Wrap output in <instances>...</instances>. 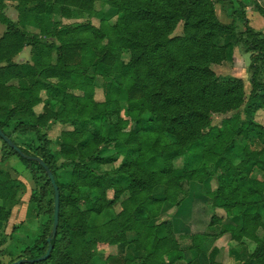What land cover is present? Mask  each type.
I'll use <instances>...</instances> for the list:
<instances>
[{
	"label": "trees",
	"instance_id": "1",
	"mask_svg": "<svg viewBox=\"0 0 264 264\" xmlns=\"http://www.w3.org/2000/svg\"><path fill=\"white\" fill-rule=\"evenodd\" d=\"M8 1L16 3L22 23L35 24L38 32L7 15ZM97 2L0 0V23L6 26L0 37V129L24 153L43 159L60 190V223L51 255L26 264H181L185 251L200 252L208 237L225 235L234 247L245 246L248 261L264 264V234L259 233L264 231V125L252 120L241 130L232 128L233 116L228 115L245 105V83L222 79L213 69L244 43L252 73L248 103L264 110V33L242 15V2L241 10L232 12V22H222L217 3L232 0H108L117 10L115 23L100 17ZM253 2L264 17V0ZM56 12L59 19H54ZM95 17L99 26L92 22ZM238 22L243 31H237ZM179 25L183 33L175 35ZM229 35L233 41L221 44ZM26 47H31L32 62L17 63ZM125 51L129 62L123 59ZM98 78L113 80L108 93ZM14 80L25 85L12 84ZM99 88L105 101L96 98ZM216 115L224 116L218 125ZM57 123L69 128L52 140L49 133ZM248 129L256 131L262 146H245L244 159L236 163L230 153ZM0 139L2 160L18 156L35 185L31 201L40 230L17 260L37 259L49 249L54 186L44 166ZM179 158H186L181 173L175 170ZM8 174L0 169V201L10 200L19 186ZM212 178L218 185L211 192L212 208L226 211V218L236 222L223 224L215 213L210 226L221 224L222 229L192 236L184 245L163 214L181 205L185 182L205 184ZM8 216L0 204V224ZM248 241L254 243L251 250ZM131 243L143 256L102 255L106 247ZM184 264L203 262L194 258Z\"/></svg>",
	"mask_w": 264,
	"mask_h": 264
},
{
	"label": "rangeland",
	"instance_id": "2",
	"mask_svg": "<svg viewBox=\"0 0 264 264\" xmlns=\"http://www.w3.org/2000/svg\"><path fill=\"white\" fill-rule=\"evenodd\" d=\"M257 2H262V0H257ZM15 3L9 2V8L7 10L8 15L18 22V12L15 10ZM252 10H255L254 2L249 1L248 4ZM245 6V10L246 7ZM248 6V7H249ZM96 8L99 12L100 17L109 20L112 23L116 22L117 19V10L112 8L108 0H98L96 4ZM217 12L219 14L220 19L225 24H230L232 22V12L235 10H241L240 5H237V0L234 3L228 2V4L218 2L217 3ZM256 11V10H255ZM244 17H247V14H242ZM261 17V16H260ZM262 18V17H261ZM54 19H59V13L56 12L54 15ZM68 22V23H72ZM92 22L99 26L100 20L98 18H93ZM250 22V21H249ZM237 31H243L244 25L242 22H238ZM260 26V25H259ZM6 28L3 24L0 23V37L3 36ZM257 30V29H255ZM259 31V30H258ZM264 33V29H261ZM183 33L182 25H179L177 30L175 31V35H181ZM234 39V35H229L223 39H221V44L231 43ZM247 47L244 43L237 45L234 48V54L232 57L224 62L221 65H214L213 69L222 79H236L241 78L245 83L246 90V103L245 105L236 113L228 115L232 117L233 123L232 128L234 130H241L252 121L257 120L259 123L264 125V110L259 109L258 105H252L248 103L250 93L252 90V86L250 83V79L252 73L249 69L250 66V54L246 51ZM30 48L26 49V52L23 51L20 56L15 58V61L20 63H26L31 60V52ZM123 59L126 62L130 60V53L125 51L123 53ZM84 64L86 66L89 65L88 60L85 59ZM119 80L118 78L116 79ZM113 80L111 79H102L98 78L96 83L99 86H103L107 91L112 84ZM12 84L24 86V83H20L19 81H13ZM104 90V89H103ZM102 88L97 90L96 98L99 101H105L106 95ZM108 93V91H107ZM51 106H54V103H50ZM121 104L124 109L127 108V100L126 93L122 95ZM43 110V105H39L36 107V111L41 113ZM227 117V116H226ZM224 116H215L214 124H219ZM68 126H64L62 124L53 125L52 130L49 133V136L52 140H56V138L61 134V132L65 129H68ZM130 129H134V124H131ZM256 131L252 129H248L247 135H243L238 137L237 144L233 152L230 153V156L234 157L236 163H239L244 159L243 149L245 146H248L250 149H260L262 146V141L257 138ZM91 135L88 136L87 140H90ZM2 141L0 139V169L8 172L7 179L10 182H15L17 185L16 194L10 200H1L0 204L5 207L7 213H9L8 220L0 224V260L4 264H8L12 261H16L22 251L31 245L40 230L41 220L37 215L36 208L32 203V191L35 188L33 183L31 174L29 170L25 167V164L18 156H13L7 161L2 160ZM114 151H105V155L114 154ZM186 158H179L175 161V170L177 173L183 172L185 166ZM105 169L111 168V166H105ZM263 178V177H262ZM64 179L67 181L69 179V173L64 175ZM184 186L187 190V194L185 199L181 203L179 207H172L167 210L166 213L163 214V220L170 219L173 223L174 229L179 230L184 224L195 223L197 226L205 227L207 223V219L213 218L215 213L219 217H223V222L225 224H230L236 222V219L230 220L226 218V211L222 209L214 210L212 208V191L217 188L216 178L209 179L205 184H201L196 181L185 182ZM114 197V192L109 191V198L112 199ZM115 210L120 212L122 210L121 205L117 204L115 206ZM237 212V211H236ZM161 219V220H162ZM212 221V219H211ZM230 222V223H229ZM221 225V224H220ZM220 226L215 227L217 232L220 230ZM260 235L264 234L263 229L259 231ZM185 238L186 236L183 235ZM136 237L131 233L128 235V239L133 241ZM224 247H230L232 245L230 235L223 236V241L220 243ZM254 248V243H251ZM102 255L104 257L109 256L110 254H126L127 257L132 258L136 256H143V253L137 252L135 246L131 243L129 245H119L106 247L102 249ZM98 264H104L102 261H97Z\"/></svg>",
	"mask_w": 264,
	"mask_h": 264
},
{
	"label": "crops",
	"instance_id": "3",
	"mask_svg": "<svg viewBox=\"0 0 264 264\" xmlns=\"http://www.w3.org/2000/svg\"><path fill=\"white\" fill-rule=\"evenodd\" d=\"M234 1H236V0H232L231 3H234ZM249 1H251V0H239V1H237V5H239V3L242 2L246 6V5L249 4ZM9 2H13V1H8V7L6 9V13H7V10L9 8ZM252 2H253V0H252ZM222 3L227 4L228 2H222ZM14 6H15V10L18 12V17H19V20L16 23H19L20 27H23V26L26 27L29 31L38 32V28H37V26L35 24L27 23L26 26H25L22 23V21L20 20L19 11L16 9V3H15ZM248 6L246 7V14H247V19L250 21V25L253 28L261 31V29H264V17H262L257 11L252 10L250 6L249 7ZM7 15H8V13H7ZM11 19L13 20V18H11ZM71 21H73V20L64 19V22H66V23L71 22ZM14 22H15V20H14ZM5 28H6V26H5ZM27 48L31 49V47H26L25 50H24L25 52H26ZM30 52H31V50H30ZM18 56H20V55H18ZM28 62H32V52H31V60L28 61ZM17 63H20V62H17ZM15 81H18V80H15ZM211 219L212 218L207 219L208 220L207 221L208 224L205 227H200L199 228L197 226V224H195V223L184 224L181 227V229L175 230V233L180 238L181 242L184 245L190 244V241H191L190 239H191L192 236H200V235H204V234H212V235L216 234L218 232L215 229V227L220 226L221 227L220 230H221L222 229V225L219 224V225H217L215 227H211L210 226ZM223 224H225V222H223ZM183 235H185L186 238ZM222 241H223V237H221L219 239H216V240H214L213 237H208L206 239V241L204 242L203 246H202V251H200V252L197 251V250H187V251H185L184 252V261L181 264H184L187 261L193 260L194 258L201 259L203 264H209L211 260H214L215 264H253V262L248 261L249 260V251H247L245 249V246L239 245V246L234 247L233 246L234 243L231 241L232 245L230 247H224V246H222V244H220ZM251 243L252 242L248 241V246H249L250 250L253 247V245ZM110 247H112V246H110ZM215 247L218 250L216 252L214 250ZM247 252H248V254H247Z\"/></svg>",
	"mask_w": 264,
	"mask_h": 264
},
{
	"label": "water",
	"instance_id": "4",
	"mask_svg": "<svg viewBox=\"0 0 264 264\" xmlns=\"http://www.w3.org/2000/svg\"><path fill=\"white\" fill-rule=\"evenodd\" d=\"M0 136H2V138H4V140H6L10 146L15 149L16 151H18L21 156L29 159V160H34L39 162L42 166H44L46 168L47 174L52 182V185L54 186V190H55V215H54V224H53V228H52V232L51 235L48 238V243H49V249L46 252L45 255H43L40 258L37 259H19L11 264H26V263H39L42 261L47 260L50 255L51 252L53 250V244L52 241L55 239V237L57 236L58 233V227H59V223H60V190H59V186L56 182L55 176L53 174V172L46 166L45 162L43 161V159L39 158V157H33V156H29L26 153H24L10 138H8L0 129Z\"/></svg>",
	"mask_w": 264,
	"mask_h": 264
}]
</instances>
